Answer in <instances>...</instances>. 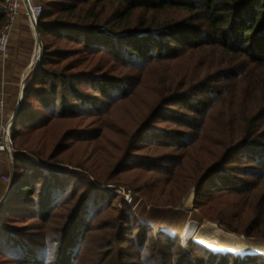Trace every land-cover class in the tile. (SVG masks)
<instances>
[{
    "label": "trees",
    "instance_id": "16d2710c",
    "mask_svg": "<svg viewBox=\"0 0 264 264\" xmlns=\"http://www.w3.org/2000/svg\"><path fill=\"white\" fill-rule=\"evenodd\" d=\"M41 1L44 52L27 78L13 146L17 124L30 120V99L44 110L40 123L96 117L104 124L113 108L139 98L145 115L127 138L147 133L143 149L167 151L136 165L168 197L161 205L197 187L203 217L264 238V0ZM6 25L0 12V34ZM16 187L1 213L25 202L29 185ZM113 201L97 203L78 237L67 226L62 240L48 235L36 246L31 235L4 232L3 263L264 264V255L218 254L196 243L187 251L127 210L116 217ZM45 210L42 217L54 209ZM125 233L132 239L123 248Z\"/></svg>",
    "mask_w": 264,
    "mask_h": 264
},
{
    "label": "rangeland",
    "instance_id": "374dc122",
    "mask_svg": "<svg viewBox=\"0 0 264 264\" xmlns=\"http://www.w3.org/2000/svg\"><path fill=\"white\" fill-rule=\"evenodd\" d=\"M34 2L41 7L45 6L41 0ZM21 17L27 21L24 13H21L15 22ZM23 32L24 40H19L18 46L11 44L13 42L10 36L7 58L3 63L0 62V66L3 67L17 58L18 64L26 66L27 72L20 81L17 88L18 95L13 102L16 113L23 103L27 84L25 78L30 71L36 70L44 52L40 36L37 37L36 32L29 27L28 21L27 25H24ZM2 84L4 83L1 82L0 85ZM22 86L23 91H21ZM27 107L30 120L24 124H17L12 153L10 156L3 155L0 158L5 168L0 174V209L8 200L18 196L19 190L16 186L21 188L27 184L30 192L24 203H18L14 208L10 207L14 209L13 211L6 213L8 209H4L2 213L0 212V226H3L0 227V238L4 237L3 233L7 231L14 236L26 234L31 235V241L36 246H40L39 242L47 239L48 235L53 237L52 239L62 240L67 226L72 228L73 232H76L73 234L78 237V232L88 224L89 216L95 210L97 203L111 197L114 199L111 208L116 212H114L116 217L127 210L136 216L141 226L152 230L154 234L162 233L178 238L181 246L187 251L190 250L189 245L195 243H185L181 240L179 232L182 226L203 220L212 222L203 217L200 209L195 207L197 187L181 194L182 198L176 205L162 206L161 203L168 197L160 195L154 177L145 174L137 167L145 165L142 158H151L167 152H157L156 148L147 145L149 148L143 149L144 140L151 136L147 133L134 138L135 133L127 138L129 133L138 130L139 122L145 115V106L139 98L113 108L109 116L105 117L104 124H97L96 117L40 123L37 116L44 114L40 102L30 99ZM16 115L13 117V123ZM10 117L11 115L8 118ZM24 126L28 127L23 128ZM130 138L135 139L134 143L137 147L128 143L127 140L130 141ZM121 164L122 166L118 167ZM125 165L132 166L125 167ZM192 192L194 198L189 211L184 208V203ZM44 208H46L45 212L54 210L49 213L50 215L46 214L42 217ZM74 212L76 216L71 219ZM107 216V213L103 215L101 222L106 220ZM96 224L98 222L94 223V226ZM215 224L227 234L244 238L252 243L264 242L263 234L252 231L233 232L218 223ZM126 233L122 242L123 248L132 239V236ZM135 235L137 236V233ZM16 240L20 241L21 238L17 237ZM196 252L200 253L199 250ZM3 262L6 261L0 256V263L6 264ZM128 264L137 263L128 261Z\"/></svg>",
    "mask_w": 264,
    "mask_h": 264
},
{
    "label": "built area",
    "instance_id": "2783aa9c",
    "mask_svg": "<svg viewBox=\"0 0 264 264\" xmlns=\"http://www.w3.org/2000/svg\"><path fill=\"white\" fill-rule=\"evenodd\" d=\"M0 12H3L7 18V25L0 34V62L3 63L7 58L11 29L15 20L24 13L29 27L35 31L43 15V7L35 4L34 0H2ZM14 116L15 114L8 118L5 85L2 84L0 85V158L3 155L10 156L12 153L11 128Z\"/></svg>",
    "mask_w": 264,
    "mask_h": 264
},
{
    "label": "bare ground",
    "instance_id": "6f19581e",
    "mask_svg": "<svg viewBox=\"0 0 264 264\" xmlns=\"http://www.w3.org/2000/svg\"><path fill=\"white\" fill-rule=\"evenodd\" d=\"M194 198L192 192L185 200L184 208L190 211ZM184 241L194 242L213 253L236 256H255L264 254V242L252 243L220 230L217 224L203 220L199 223H187L179 232Z\"/></svg>",
    "mask_w": 264,
    "mask_h": 264
},
{
    "label": "crops",
    "instance_id": "0c3cea01",
    "mask_svg": "<svg viewBox=\"0 0 264 264\" xmlns=\"http://www.w3.org/2000/svg\"><path fill=\"white\" fill-rule=\"evenodd\" d=\"M24 25H27V21L25 18L21 17L16 22L11 31V43L12 45L18 46L17 42L19 40H24L22 38V34L24 33ZM17 58L12 60L13 62L9 61L7 66H0V84L3 82L5 84V93H6V100H7V115L8 117L13 114H16V109L14 106V100L17 98L18 95V86L20 85V81L22 77L26 74V66L24 67L21 64L16 62ZM3 161V160H1ZM5 168L0 162V174L4 172Z\"/></svg>",
    "mask_w": 264,
    "mask_h": 264
},
{
    "label": "water",
    "instance_id": "95a60500",
    "mask_svg": "<svg viewBox=\"0 0 264 264\" xmlns=\"http://www.w3.org/2000/svg\"><path fill=\"white\" fill-rule=\"evenodd\" d=\"M35 32H36V35H37V37H39V32H38V28L37 29H35ZM32 72L30 71L28 74H27V76H26V78H25V80L29 77V75L31 74ZM23 91V90H22ZM22 97V96H21ZM17 114V113H16ZM183 242H185V243H189L190 241H184L183 239H181ZM248 254H246V255H244V256H247ZM260 255H264V254H260Z\"/></svg>",
    "mask_w": 264,
    "mask_h": 264
}]
</instances>
